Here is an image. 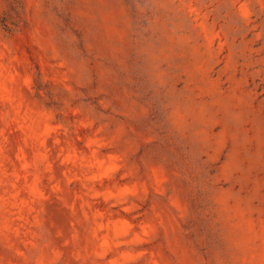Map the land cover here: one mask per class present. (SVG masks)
Here are the masks:
<instances>
[{"label":"clouds","instance_id":"1","mask_svg":"<svg viewBox=\"0 0 264 264\" xmlns=\"http://www.w3.org/2000/svg\"><path fill=\"white\" fill-rule=\"evenodd\" d=\"M0 264H264V0H0Z\"/></svg>","mask_w":264,"mask_h":264},{"label":"rangeland","instance_id":"2","mask_svg":"<svg viewBox=\"0 0 264 264\" xmlns=\"http://www.w3.org/2000/svg\"><path fill=\"white\" fill-rule=\"evenodd\" d=\"M47 221L54 223L57 227L67 228L69 226L70 216L60 205L58 201H53L50 204H46ZM126 219V218H125ZM108 223L113 230H122L125 225L121 222V219L115 215L111 220L105 218L101 221V224ZM65 259H70V256L66 254Z\"/></svg>","mask_w":264,"mask_h":264}]
</instances>
